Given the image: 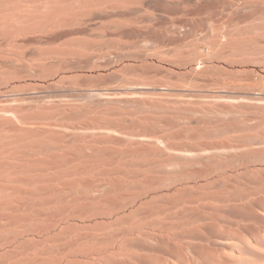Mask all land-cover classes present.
<instances>
[{"label":"rangeland","instance_id":"rangeland-1","mask_svg":"<svg viewBox=\"0 0 264 264\" xmlns=\"http://www.w3.org/2000/svg\"><path fill=\"white\" fill-rule=\"evenodd\" d=\"M0 264H264V0H0Z\"/></svg>","mask_w":264,"mask_h":264}]
</instances>
